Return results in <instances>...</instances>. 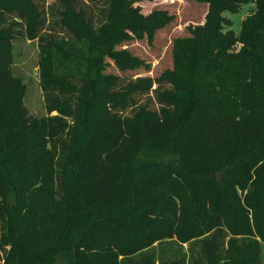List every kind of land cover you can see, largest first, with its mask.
Returning a JSON list of instances; mask_svg holds the SVG:
<instances>
[{
  "label": "trees",
  "instance_id": "trees-1",
  "mask_svg": "<svg viewBox=\"0 0 264 264\" xmlns=\"http://www.w3.org/2000/svg\"><path fill=\"white\" fill-rule=\"evenodd\" d=\"M37 1L0 0V264H260L264 0H196L205 21L154 78L106 71L147 66L119 46L174 20L144 13L152 0ZM249 2L236 33L224 12ZM50 14L64 33L46 31ZM23 35L38 40L50 110L73 123L28 114L13 73ZM168 151L204 171L144 158ZM173 238L190 254L160 259L153 246Z\"/></svg>",
  "mask_w": 264,
  "mask_h": 264
},
{
  "label": "rangeland",
  "instance_id": "rangeland-1",
  "mask_svg": "<svg viewBox=\"0 0 264 264\" xmlns=\"http://www.w3.org/2000/svg\"><path fill=\"white\" fill-rule=\"evenodd\" d=\"M54 1L55 0H38L37 2L44 13V11L47 12L49 5L54 3ZM139 4L144 13H149L155 8L163 9L173 14L175 18L165 27L157 30L151 41L148 36H145L143 38L125 41L119 46L120 48L128 49L134 55L143 59L147 63V66L121 71L110 59H108L107 62L109 65L107 66L106 71L129 78H136L139 76L154 78L159 76L166 69L174 66V40L190 36L188 30L189 25H197L205 21L204 14L207 9V4L196 0H152L142 1ZM251 5L252 3L249 2L244 4L237 12H224V15L232 20L233 24L231 28L236 33L240 32L243 19L247 16ZM49 20L51 23L48 24L47 32L52 30V34L64 33L56 25L55 22L58 20H56L55 16L52 17V14H50ZM52 26L54 28H52ZM13 47V73L24 82V98L28 114L35 118L58 116L73 123V118L71 116H63L58 109L50 110L47 92L42 84V67L38 40L27 39L26 36L23 35L13 40ZM144 158L151 159L152 161L172 162L187 169L204 171L202 166L196 164L192 165L187 162L185 163L171 151L150 157L148 155ZM260 243L261 253L259 256V262L260 264H264V241H261ZM189 248V244H181L176 238H173L165 242L156 243L153 246L152 251L162 260L175 261L178 258L187 257L190 254ZM227 248L228 244L226 245V249ZM224 253H227V251L225 250Z\"/></svg>",
  "mask_w": 264,
  "mask_h": 264
},
{
  "label": "crops",
  "instance_id": "crops-1",
  "mask_svg": "<svg viewBox=\"0 0 264 264\" xmlns=\"http://www.w3.org/2000/svg\"><path fill=\"white\" fill-rule=\"evenodd\" d=\"M180 1H185V0H180ZM207 9H208V6H207ZM207 9L205 10V14H204V15H206V13H207Z\"/></svg>",
  "mask_w": 264,
  "mask_h": 264
}]
</instances>
